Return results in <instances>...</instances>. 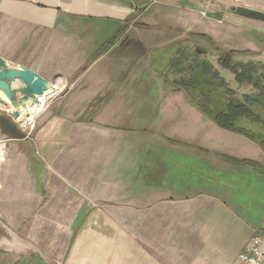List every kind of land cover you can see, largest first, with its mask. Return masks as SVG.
<instances>
[{
	"label": "crops",
	"instance_id": "obj_1",
	"mask_svg": "<svg viewBox=\"0 0 264 264\" xmlns=\"http://www.w3.org/2000/svg\"><path fill=\"white\" fill-rule=\"evenodd\" d=\"M200 8L0 0V58L63 93L35 132L0 135V264H240L264 152L166 77L171 31Z\"/></svg>",
	"mask_w": 264,
	"mask_h": 264
},
{
	"label": "rangeland",
	"instance_id": "obj_2",
	"mask_svg": "<svg viewBox=\"0 0 264 264\" xmlns=\"http://www.w3.org/2000/svg\"><path fill=\"white\" fill-rule=\"evenodd\" d=\"M200 11L201 8L198 17V21L202 19L200 24L193 28L177 27L172 29L170 43L167 47L177 48L174 56L183 61L187 75L189 74L188 66L196 68L199 63H202L209 71L218 73L219 79L224 82V87L231 90L237 97L257 93L258 91L251 86L237 84L234 76L218 64V58L229 51H246V53L236 56L233 59L234 63H253L258 66V73H263L264 0H220L219 7L212 8L207 17H203ZM200 35H205L210 41L199 37ZM167 54V52H163L162 59H166ZM155 66L156 64L154 68L157 69ZM187 75H184V78L190 79ZM176 76L177 74L172 69L166 72V77L170 81L178 77ZM262 85L264 86V81H262ZM46 91L49 94L44 98L42 113L51 101L63 94H56V91L53 92L50 89L45 90L44 93ZM26 95V93L14 90V98L19 105L34 97L27 98ZM217 96L219 102L225 99L223 96ZM19 105L9 108L8 104L0 103V135H25L37 130L40 114L37 115L38 117L35 116L32 125L24 127L26 117L22 114L24 111L21 109L22 106ZM249 108L261 119L262 125L251 126L244 120H241L240 123H244L243 127L264 138V98L258 104H250ZM11 111L18 113V117L14 118ZM155 135L158 134L155 133ZM0 150L6 155L3 142L0 143ZM258 180L264 181L262 177H258Z\"/></svg>",
	"mask_w": 264,
	"mask_h": 264
},
{
	"label": "trees",
	"instance_id": "obj_3",
	"mask_svg": "<svg viewBox=\"0 0 264 264\" xmlns=\"http://www.w3.org/2000/svg\"><path fill=\"white\" fill-rule=\"evenodd\" d=\"M199 37L209 40L205 35ZM244 53L246 51H229L218 58V64L234 76L237 84L251 86L258 91L252 95L237 97L231 90L224 87V82L219 79L218 73L209 71L202 63H199L196 68L188 66V75L183 67V61L180 59H171L165 68L169 67V70H174L178 76L170 82V88L184 89L191 105L198 109L204 117L225 131L244 135L257 142L264 152V138L243 127L244 123H240L241 120H244L251 126L262 125L261 119L251 111L249 106L252 103H260L264 98V86L262 85L264 71L259 74L258 66L253 63H234L233 61L236 56ZM184 75L190 79L184 78ZM203 76L205 77L203 78ZM217 95L223 96L225 99L220 100V103Z\"/></svg>",
	"mask_w": 264,
	"mask_h": 264
},
{
	"label": "water",
	"instance_id": "obj_4",
	"mask_svg": "<svg viewBox=\"0 0 264 264\" xmlns=\"http://www.w3.org/2000/svg\"><path fill=\"white\" fill-rule=\"evenodd\" d=\"M21 81L25 90L21 91L26 93V97L30 96L40 97L44 94V91L50 87L41 77L35 76L26 70H16L8 68L4 61L0 58V93L9 91L11 89L12 82ZM14 99V89H12V97ZM0 103L6 104L0 96ZM14 118L18 117V113L10 112Z\"/></svg>",
	"mask_w": 264,
	"mask_h": 264
},
{
	"label": "built area",
	"instance_id": "obj_5",
	"mask_svg": "<svg viewBox=\"0 0 264 264\" xmlns=\"http://www.w3.org/2000/svg\"><path fill=\"white\" fill-rule=\"evenodd\" d=\"M201 15L207 17L212 8H218L220 0H198ZM240 264H264V218L238 256Z\"/></svg>",
	"mask_w": 264,
	"mask_h": 264
},
{
	"label": "bare ground",
	"instance_id": "obj_6",
	"mask_svg": "<svg viewBox=\"0 0 264 264\" xmlns=\"http://www.w3.org/2000/svg\"><path fill=\"white\" fill-rule=\"evenodd\" d=\"M12 89L18 90V91H24L25 90L21 81H15V82H12L11 89L9 91H5V92L0 93L1 98L4 100V102L6 104L9 105V108L14 107V105H19L18 102L15 101V98L11 99ZM49 89H51V88L49 87L46 90H49ZM48 94H49V92L46 91L40 97H31L30 96L31 98L28 99V101H26L24 104L19 105L20 107L22 106L21 109L24 110L22 112V114L26 117V120L24 121V124H23L24 127H26L28 125H32L34 123L35 116L39 115L43 110L44 98ZM3 159H4V152L2 150H0V162L3 161Z\"/></svg>",
	"mask_w": 264,
	"mask_h": 264
}]
</instances>
